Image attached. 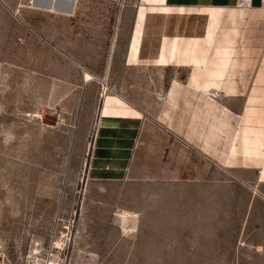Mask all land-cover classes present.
<instances>
[{
	"label": "rangeland",
	"instance_id": "obj_1",
	"mask_svg": "<svg viewBox=\"0 0 264 264\" xmlns=\"http://www.w3.org/2000/svg\"><path fill=\"white\" fill-rule=\"evenodd\" d=\"M255 3L261 2L252 0ZM121 4L117 0H0V263L33 259L28 257L33 244L42 248L48 242L55 244L68 230L72 240L94 122L79 126L77 113L84 103L93 104L97 89L100 100L111 51L108 39L98 38L99 27L109 23L108 17L87 13L91 8L119 9ZM226 8L219 42L209 56L213 60L206 63L202 77L210 78L209 72L222 61L224 75L211 90L230 87L245 97L253 88L251 99L257 102L251 100L245 115L242 142L233 149L238 155L230 149L240 140L242 120L236 124L229 116L227 132L213 128L208 119L214 102H203L207 97L199 90H186L190 67L184 66L185 78L177 76L182 83L172 87L175 94H183L168 96L170 103L181 101L180 114L174 124L163 123L206 152L212 158L211 170L197 174L203 172L204 162L181 158L178 165L183 172L191 165L193 174L103 182L113 185L109 196L114 215L106 208L91 209L95 222L87 224L90 234L80 245L85 183L74 243L94 254L95 264H264V160L251 162V157L257 160L264 153L263 138L252 137V127L261 128L264 135V126L250 123L258 111L264 117V66L256 76L254 65L264 50V10L239 13ZM158 21L162 24L163 19ZM175 22L174 17L167 20L168 32ZM202 24L203 20L191 18L180 26L191 30ZM163 44L166 49L170 46L161 38V53ZM222 45L231 52L216 57ZM186 100L202 102L189 108ZM138 121L123 124L134 135L140 128ZM239 167L256 169L258 175ZM100 173L88 170L87 187L91 183L87 180L125 178ZM120 210L134 215L127 228L117 214ZM66 241L67 236L62 245L56 244L58 254Z\"/></svg>",
	"mask_w": 264,
	"mask_h": 264
},
{
	"label": "crops",
	"instance_id": "obj_2",
	"mask_svg": "<svg viewBox=\"0 0 264 264\" xmlns=\"http://www.w3.org/2000/svg\"><path fill=\"white\" fill-rule=\"evenodd\" d=\"M122 1L123 3L119 9L114 8V10L101 11L100 9L91 8L88 10L89 13H87L94 17H108L109 23L102 24L98 30V38H107L108 45L111 49V51H109L110 54L107 57L108 61H106L109 64L107 78L110 81H108L109 83L117 86L115 95H117V97L123 102L124 107L130 111L128 114H125L127 116L124 117L121 116L120 113V111L123 109L121 110L120 107L117 108L118 112L112 116L114 122V127L111 130L113 145L99 146V149L93 150L91 148V158H88L90 159L89 167L92 163L94 154L106 161V163L101 168L100 174H123L125 175V178L119 180H87L91 183L89 184V187H87L86 182L85 211L82 217L83 222L79 224L80 235L78 241L80 245H82L81 242L90 234L87 224H90V222H95V220L92 221L91 209L96 207L98 209L106 208L109 213L112 212V215H114V208L110 205L113 203V201L110 200L109 196L110 188L113 185L104 184L103 182L123 181L126 178H133L137 176H158L169 173L177 175L187 172V174H193V171L191 170L194 167L191 165H188L186 168L187 171L183 172L184 167L181 168L180 165H178L181 158L189 161L194 159L203 161L204 166L201 168L203 172H198L197 174H205L207 170H211L210 161L212 158L207 155L206 152L202 151L200 147H198L193 142L185 140V138H183L180 133H175L173 130L168 129L165 125V123L169 121L174 124L177 116L180 114L179 104H181V101L177 99L175 101H171L170 103L168 96H181L183 94L180 93V91L179 93L175 94L176 90L173 91L172 87L182 83V81L177 76H179L181 79L185 78L186 70L183 69L184 66H191L189 68L186 81L184 82L185 87L190 89L186 90H199L207 97L201 99L203 102H214L212 113L214 111V114L218 115L217 122L215 124L216 129L224 128V131L227 132L226 130H228V126L230 125L228 123L229 116L236 121V124H239L240 120H242V125L239 130L240 140L238 142H234L230 149V152L233 156L238 155V153H235L233 149L235 148L236 144L242 142V134L245 132V115L248 109L251 108V96H254L255 94L253 93L252 87L248 89L245 97L243 96L244 93H239V95H237L233 88L227 87L221 91L220 101L219 98L217 99L212 96L211 85L218 84L220 82V78L225 72V67L222 61L218 63L214 70L210 71L209 74L207 73L211 76L210 78L205 79V77L202 76L205 74L204 67L206 63L208 61L211 63V60H213L209 59V56L215 43L219 42L217 39L218 33L214 36V39L209 44L206 43L204 36L198 37L187 34L174 35L173 32H169L167 36L163 37L160 35L162 26L158 21L162 17L150 15L147 17L146 23L144 25L139 56H133L130 54L131 43L136 32L138 10L141 3H145L144 6H157L156 8L158 9L170 7L173 8V13L176 14L180 9L186 12L190 9L226 7L234 5L235 0ZM138 2L139 4L137 6ZM260 4L261 3L251 5L250 9L264 10V8L256 7ZM161 38H165V41L167 40L168 43H170V46L167 49L166 44H163L162 53L161 49L159 51V59L165 60L166 62L159 64L157 63L156 65L145 63L146 60L155 57ZM222 46L224 49L220 50L216 57H222L231 52L228 51L226 45ZM166 50H168V56L164 55ZM246 52L250 53L249 50ZM160 54H162V56H160ZM191 60L195 62L198 61L199 65V70L196 71L195 76L196 81L192 86L188 83V80L193 73V64L191 63ZM237 63L238 62L236 60V64ZM254 65L256 68L255 75L257 76L260 68L264 66V50L259 52V58ZM201 78H204V80L200 81ZM158 92H161L164 95L163 101L161 103L155 99V95ZM189 94H191V92ZM95 97L96 98L94 99L93 104L84 103L81 107H79L76 118V124L79 126H88L95 118L96 109L98 108L97 112L100 111L98 89L95 93ZM201 100H186L184 102L185 105L191 108L201 103ZM254 100L257 102L256 99ZM254 100H252L253 103ZM262 114L263 112L258 111L255 115H252L250 117V123H257L260 127L264 126V117L261 116ZM131 119L139 120L138 123L140 125V128L135 131L134 135L126 128V125L124 126L123 124V121ZM163 121H165V123H163ZM119 123H122L123 125L120 126ZM116 125H119L117 126V129ZM261 131V128L258 130L257 127H252L251 136L253 137V135H255L259 138H263L264 144V135L261 134ZM258 132L261 135H259ZM121 136L126 138L121 139ZM208 147L209 145L204 150L208 151ZM260 159L264 160V153L260 156V158L257 157V160L255 157H251V162L252 160L258 162ZM169 164H171V168L168 167ZM251 165L259 166L253 163ZM174 169L177 171H174ZM244 170L257 171L256 169ZM254 189H256L255 186L253 187V191ZM92 192L100 194L93 195Z\"/></svg>",
	"mask_w": 264,
	"mask_h": 264
},
{
	"label": "bare ground",
	"instance_id": "obj_3",
	"mask_svg": "<svg viewBox=\"0 0 264 264\" xmlns=\"http://www.w3.org/2000/svg\"><path fill=\"white\" fill-rule=\"evenodd\" d=\"M117 1L119 2V4H121V2H123L122 0H117ZM144 4L145 3H141V5L139 7L138 18H137V22H136V32L133 36V40L131 43L130 54L133 56H139V50H140L144 25L146 23L148 16H150V15L160 16L163 18V21L161 24L162 31L160 33V35H162L163 37L167 36V34L169 33L167 31V28H165L167 20L174 17V18H176L175 26L170 32H173L174 35L187 34V35L198 36V37L204 36L206 39V43L209 44L210 42H212V40L214 39V36L220 30L222 18L224 17V13L227 9L226 7H207V8H201V9H190L186 12H184L181 9L180 10L177 9L178 12L175 14V13H173V8H170V7H164L163 9H158V8H156L157 6L156 7H154V6L146 7V6H144ZM251 5L252 4H248V3H246V4L245 3L244 4L238 3V4L230 5V11H234V12L239 11V13L245 12L248 9H250ZM256 7L257 8L258 7L264 8V0H262L261 4L256 6ZM183 8H185V7H183ZM191 18H193L195 20L196 19L203 20L202 27L200 26L198 28H193V29L189 30V28L187 26H183L185 28L180 26L182 23V20H189ZM113 39H112V43H113ZM215 42H216V40H215ZM160 49H161V45H158V50H157L155 57L146 60L145 63H150L151 65H156L157 63L158 64L159 63H165L166 62L165 60L159 59ZM139 61H140V59H139ZM189 63H190V61H189ZM191 63L193 64V67H192L193 73L190 76L188 83H189V85L192 86L196 81L195 76H196V71L199 70V65H198V61L195 62V61L191 60ZM184 64H188V63H184ZM108 72H109V64L107 62V65L105 67V78H104V81L102 83V87H101V91H100V94H101L100 95V111L97 112L98 110H96V116H95L96 119H94V122L92 125L93 131L91 134V139H90L89 144H88V149H89L88 157H90V158H91V155H90L91 148L93 150V149H99L100 148L99 146L113 145V138H112V131L111 130L114 127V124H113L114 122H113L112 116L118 112L117 108L120 107L121 110L123 109L122 111H120V113H121V116H124V117L127 116L125 114H128V112H130V111H128V109H126L124 107L123 102L117 97V95H115L116 90L114 88H112L111 86L109 87L107 82H105L106 81L105 79H107L106 77H107ZM218 92H219V96L214 97V95H213L214 90H212V96L214 98H217V99L221 98V92L220 91H218ZM210 93H211V90H210ZM162 101H163V99H162ZM162 101H160V102L158 101V102L161 103ZM217 118H218V115L214 114V111L212 113V110H211L208 121L212 124L213 128H215ZM212 136H213V129H212ZM208 145H209V143L207 144V146ZM207 146H205V149ZM88 157H87V160L85 163L82 186H80V191H79L77 204H76L75 223H74V228L72 231L73 237H72V240H71V238H69V240H68L70 242L69 243L70 248L68 247L69 248V259H67V261H66V262H68V264H95V260H94L95 255L92 253H88V252L84 251L83 249L77 247V245H75V243H74V237H75V234L77 231V221H78L80 210H81V202H82V198H83V191L85 189V183H86V179H87L88 168H89V170H101L103 165L106 163V161L104 159L97 157L94 154V157L92 159V163L89 167L90 159ZM83 183H84V185H83ZM117 214L123 223V228H127V225H126L127 221L134 215H131L130 212L125 211V210H120ZM59 238L60 239L55 241V244L52 243L55 247H56V244L62 245L61 242L65 238V234H61L59 236ZM42 249L43 248L40 245L33 244V246L29 250L28 257L33 258V259L39 258V256L42 253ZM54 257L60 258L59 254L57 252L55 253ZM49 262H50V264H55V260L53 261V260L49 259Z\"/></svg>",
	"mask_w": 264,
	"mask_h": 264
},
{
	"label": "built area",
	"instance_id": "obj_4",
	"mask_svg": "<svg viewBox=\"0 0 264 264\" xmlns=\"http://www.w3.org/2000/svg\"><path fill=\"white\" fill-rule=\"evenodd\" d=\"M262 1V0H260ZM252 0H235V4L242 3V4H251ZM214 97L219 96V92L217 90L214 91ZM164 98V95L161 92L156 93L155 99L157 101H162ZM65 236L67 237L66 245H64L63 250L59 253L60 258H56L55 264H68L67 258L69 257V249H68V240L71 237V231L68 230L65 232ZM58 248L55 247L52 243L48 242L46 245H44L43 250L39 258L35 259H22V260H8L7 263H4V261H1L0 264H50L49 259L53 258L55 253L57 252Z\"/></svg>",
	"mask_w": 264,
	"mask_h": 264
},
{
	"label": "water",
	"instance_id": "obj_5",
	"mask_svg": "<svg viewBox=\"0 0 264 264\" xmlns=\"http://www.w3.org/2000/svg\"><path fill=\"white\" fill-rule=\"evenodd\" d=\"M83 185H84V183H83ZM80 186H82V184Z\"/></svg>",
	"mask_w": 264,
	"mask_h": 264
}]
</instances>
